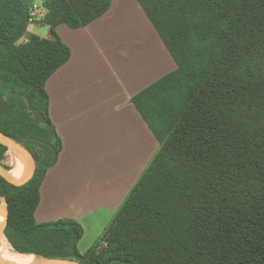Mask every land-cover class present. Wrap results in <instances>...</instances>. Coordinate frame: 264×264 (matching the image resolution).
I'll list each match as a JSON object with an SVG mask.
<instances>
[{
    "label": "trees",
    "instance_id": "trees-1",
    "mask_svg": "<svg viewBox=\"0 0 264 264\" xmlns=\"http://www.w3.org/2000/svg\"><path fill=\"white\" fill-rule=\"evenodd\" d=\"M111 2L42 0L55 35L42 38L26 0H0V130L37 162L23 184L0 175L4 234L17 252L78 264H264V0H138L177 62L133 98L161 147L85 252L77 220L37 221L63 147L45 88L71 57L56 28L87 25ZM8 149L0 141V162Z\"/></svg>",
    "mask_w": 264,
    "mask_h": 264
},
{
    "label": "crops",
    "instance_id": "crops-1",
    "mask_svg": "<svg viewBox=\"0 0 264 264\" xmlns=\"http://www.w3.org/2000/svg\"><path fill=\"white\" fill-rule=\"evenodd\" d=\"M29 31L55 38L48 24L29 25ZM56 32L71 57L45 88L63 147L41 184L36 219L77 220L84 227L80 247L89 232L102 235L160 149L133 98L174 71L177 62L138 0H112L87 25L61 23ZM55 188L63 190L57 195L67 206L58 214L42 206L46 190Z\"/></svg>",
    "mask_w": 264,
    "mask_h": 264
},
{
    "label": "rangeland",
    "instance_id": "rangeland-1",
    "mask_svg": "<svg viewBox=\"0 0 264 264\" xmlns=\"http://www.w3.org/2000/svg\"><path fill=\"white\" fill-rule=\"evenodd\" d=\"M22 144L27 148V146L24 143H22ZM29 144L35 150L36 154L39 157L43 158V157H46L48 155L45 146H42V145H40L38 143H35V142H29ZM29 153H30V156L32 157L31 171H33L37 167V162H36V159L34 158L32 152L29 151ZM10 154L11 153H10V148H9L8 151L6 152L5 156H4V159L0 162L1 166L7 172L9 170H11L12 168H14L15 165H16V161H14L12 155H10ZM23 164H24V162H23ZM23 173L20 175V177L23 175ZM60 192H63V190H60L59 188L52 189L50 192H49V189H47L46 193L43 196L44 202H43L42 206L43 207H48L49 209H51L52 213L54 211H56V214L62 213L67 208V206L61 204V202H60L61 199H59L58 195H57ZM0 207L1 208H7V203H6L5 199H1L0 200ZM112 218L113 217H111V219L107 222L105 227L108 226V224L111 222ZM99 237L100 236H97L96 238H93V233L89 232L85 236L84 240L81 242V245L79 247L80 251L81 252H85L90 246L93 245L95 240H97ZM36 259H37V261H40V262L41 261H45L46 262V260H50L49 258L39 257L37 255H36ZM67 260H70V259H67ZM72 261L74 262V264H78L76 261H74V260H72ZM50 263H52V264H66V263H63V262H56V261H50Z\"/></svg>",
    "mask_w": 264,
    "mask_h": 264
},
{
    "label": "water",
    "instance_id": "water-1",
    "mask_svg": "<svg viewBox=\"0 0 264 264\" xmlns=\"http://www.w3.org/2000/svg\"><path fill=\"white\" fill-rule=\"evenodd\" d=\"M0 141L6 144L9 148L12 147L15 150L19 152V154L22 156L23 162H24V173L21 177L19 178H14L10 176V174L1 166L0 164V175H2L5 179L8 181L15 183V184H23L27 182L33 175L34 170L31 171V164H32V157L30 156V153L28 149L19 141L16 139L12 138L11 136L5 134L0 130ZM0 214L4 216V222L2 223L0 227V235L4 234L5 228L7 225L8 221V208H1L0 207ZM50 260H46V264L49 263L50 261H56V262H63L66 264H74L72 260H67V259H61V258H49ZM0 263L1 264H14L11 263L10 261L4 259L1 254H0Z\"/></svg>",
    "mask_w": 264,
    "mask_h": 264
},
{
    "label": "bare ground",
    "instance_id": "bare-ground-1",
    "mask_svg": "<svg viewBox=\"0 0 264 264\" xmlns=\"http://www.w3.org/2000/svg\"><path fill=\"white\" fill-rule=\"evenodd\" d=\"M8 151V150H7ZM10 155H12L14 161H16V165L14 168L8 171L10 176L14 178H19L20 175L24 172V164H23V159L22 156L19 154L17 150L14 148L10 147ZM11 158V157H10ZM21 162V163H20ZM20 164V165H19ZM22 167V168H21ZM4 222V217L2 214H0V227L2 223ZM0 254L1 256L10 261L11 263L14 264H46L45 261H37L35 254H27V253H20L17 252L9 240L7 239L5 234L0 235ZM22 261V262H18ZM47 264H52V263H47Z\"/></svg>",
    "mask_w": 264,
    "mask_h": 264
},
{
    "label": "built area",
    "instance_id": "built-area-1",
    "mask_svg": "<svg viewBox=\"0 0 264 264\" xmlns=\"http://www.w3.org/2000/svg\"><path fill=\"white\" fill-rule=\"evenodd\" d=\"M46 8L43 6L41 0H33L29 4V15H28V24L41 23L46 15ZM27 41V39H26Z\"/></svg>",
    "mask_w": 264,
    "mask_h": 264
}]
</instances>
